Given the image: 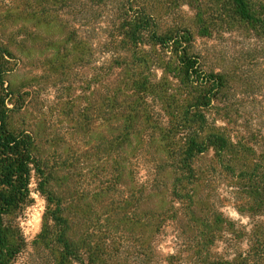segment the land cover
I'll return each mask as SVG.
<instances>
[{"label": "trees", "instance_id": "trees-1", "mask_svg": "<svg viewBox=\"0 0 264 264\" xmlns=\"http://www.w3.org/2000/svg\"><path fill=\"white\" fill-rule=\"evenodd\" d=\"M41 81L62 134L34 114ZM32 179L45 204L27 252ZM167 227L177 250L160 257ZM22 254L264 264V0H0V264Z\"/></svg>", "mask_w": 264, "mask_h": 264}, {"label": "rangeland", "instance_id": "rangeland-1", "mask_svg": "<svg viewBox=\"0 0 264 264\" xmlns=\"http://www.w3.org/2000/svg\"><path fill=\"white\" fill-rule=\"evenodd\" d=\"M184 10H187V8L184 7ZM33 68L30 70H20L19 72L15 73L12 77L13 82L16 84H19L23 80H25L30 75L38 76L40 73L33 72ZM35 87L34 90H36V93L32 97V101L35 103V113L39 117H42V120L45 121V126L48 127V122L50 126L52 125L51 130L54 131V134H62L64 130L68 127L67 120H63V123L58 121V117L56 116V113L50 114V109L53 108L56 104L57 97L60 93V91H56L53 87H49V84H44L42 81L34 83ZM73 89L74 94L77 98V104L80 108L84 106V80L81 74L76 79V82H73ZM43 103V106H42ZM42 113V114H41ZM62 118V117H61ZM42 123V122H41ZM42 127V124L40 125ZM144 172H141V175H143ZM30 190H31V197L33 199V203L31 206H29L21 218H19L20 227L22 229L23 236L26 241V251L28 252L30 250V245L35 237V235L38 233L40 229L41 224V216L44 210V200L41 197V195L36 190V184L35 180L32 179L30 183ZM223 213L230 217L231 219L235 220L241 225L247 224V218L245 216L239 215L233 208L232 204L230 202H226L222 208ZM171 227H167L165 229V232L163 235L159 238L157 242V253L160 257L165 256L169 253L176 252V241L174 239V231ZM224 244L219 243L218 244V251L223 252L224 251ZM239 248L241 250L246 249V242L243 241L239 244ZM25 256L22 254L19 256L13 264H22Z\"/></svg>", "mask_w": 264, "mask_h": 264}]
</instances>
